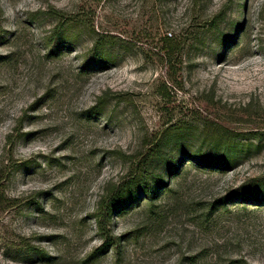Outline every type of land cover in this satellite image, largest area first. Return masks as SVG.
Instances as JSON below:
<instances>
[{
	"label": "rangeland",
	"instance_id": "rangeland-1",
	"mask_svg": "<svg viewBox=\"0 0 264 264\" xmlns=\"http://www.w3.org/2000/svg\"><path fill=\"white\" fill-rule=\"evenodd\" d=\"M0 264H264V0H0Z\"/></svg>",
	"mask_w": 264,
	"mask_h": 264
}]
</instances>
